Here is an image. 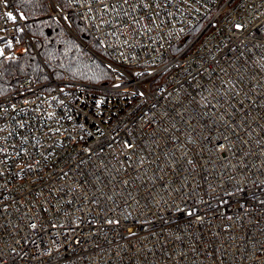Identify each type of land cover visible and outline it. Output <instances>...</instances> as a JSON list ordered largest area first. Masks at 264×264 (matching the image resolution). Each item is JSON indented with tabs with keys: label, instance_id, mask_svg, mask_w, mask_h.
<instances>
[{
	"label": "built area",
	"instance_id": "obj_1",
	"mask_svg": "<svg viewBox=\"0 0 264 264\" xmlns=\"http://www.w3.org/2000/svg\"><path fill=\"white\" fill-rule=\"evenodd\" d=\"M67 2L115 83L0 98V264H264V0Z\"/></svg>",
	"mask_w": 264,
	"mask_h": 264
},
{
	"label": "trees",
	"instance_id": "obj_2",
	"mask_svg": "<svg viewBox=\"0 0 264 264\" xmlns=\"http://www.w3.org/2000/svg\"><path fill=\"white\" fill-rule=\"evenodd\" d=\"M50 0H9L8 9L23 17L25 32L7 50L26 44L27 51L19 56L0 58V98L15 91L24 77L37 84L69 79L106 87L115 83L110 68L92 54L107 58L99 42L94 39L70 12L67 0H52L61 11L68 12L64 22L51 17ZM87 46L85 47L70 31Z\"/></svg>",
	"mask_w": 264,
	"mask_h": 264
},
{
	"label": "water",
	"instance_id": "obj_3",
	"mask_svg": "<svg viewBox=\"0 0 264 264\" xmlns=\"http://www.w3.org/2000/svg\"><path fill=\"white\" fill-rule=\"evenodd\" d=\"M71 32H72V34L85 46V47H87L82 41H81V39L75 34V32H73L72 30H70ZM88 48V50L92 53V54H94L96 57H99L98 56V54H96L91 48H89V47H87Z\"/></svg>",
	"mask_w": 264,
	"mask_h": 264
},
{
	"label": "snow or ice",
	"instance_id": "obj_4",
	"mask_svg": "<svg viewBox=\"0 0 264 264\" xmlns=\"http://www.w3.org/2000/svg\"><path fill=\"white\" fill-rule=\"evenodd\" d=\"M9 16H10L11 19H13V20L15 19V17L12 16L11 13H9ZM21 18H23V17H21ZM238 27H239V26H238Z\"/></svg>",
	"mask_w": 264,
	"mask_h": 264
}]
</instances>
